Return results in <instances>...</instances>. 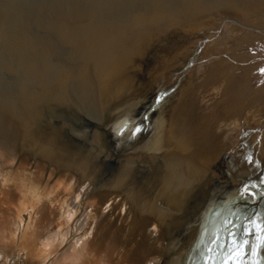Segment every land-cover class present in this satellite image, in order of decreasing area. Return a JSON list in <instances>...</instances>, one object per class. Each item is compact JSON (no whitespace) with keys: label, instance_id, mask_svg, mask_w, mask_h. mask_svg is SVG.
I'll list each match as a JSON object with an SVG mask.
<instances>
[{"label":"bare ground","instance_id":"1","mask_svg":"<svg viewBox=\"0 0 264 264\" xmlns=\"http://www.w3.org/2000/svg\"><path fill=\"white\" fill-rule=\"evenodd\" d=\"M174 1L35 2L34 12L43 7L54 35H37L36 48L11 28L12 40L0 46L3 264H43L46 250L54 251L48 264H211L215 231L204 242L210 225L228 200L242 198L247 183L218 180L226 166L218 152L202 162L199 148L182 151L179 142L148 149L143 140L168 70L182 53L176 41L184 44L194 33L174 15ZM216 1L230 11L219 6L227 18L217 12L220 22L209 32L206 16L190 18H203L206 40L195 32V49L204 70L228 54H215L219 25L227 37L234 34L228 13L264 10L254 0ZM174 27L185 30L168 36ZM173 42L180 46L174 55ZM82 112L91 121L78 119ZM259 152L263 157L264 148ZM175 163L181 166L174 170ZM255 203L260 207L250 219L259 222L264 198Z\"/></svg>","mask_w":264,"mask_h":264},{"label":"rangeland","instance_id":"2","mask_svg":"<svg viewBox=\"0 0 264 264\" xmlns=\"http://www.w3.org/2000/svg\"><path fill=\"white\" fill-rule=\"evenodd\" d=\"M191 1L184 0L182 3V0H176L174 6L172 5L173 11L179 9L178 14L175 11L174 15L176 14L184 21L182 24L185 25L187 22L186 30L174 27L167 35L171 37L175 32L183 30L191 32L192 28L194 33L187 41L185 39L184 44L180 38L176 41L178 45L181 43L182 53L178 55L174 66L168 70V75L165 78L167 81L160 92V98H163L160 99L161 103H156L152 120L143 134L144 146L148 149H161L166 143L173 147L181 142L184 146L182 151H189L191 148L195 151L196 148H199L202 162L218 152L220 156L226 157L223 178L220 176L221 178L218 180L224 182L233 180L234 183H247V185L257 184L259 188H262L264 185H261L260 181L264 179V156H261L259 150L264 148V71H262L264 70V10L239 13L240 17H238L236 14L237 11H240L235 7L233 14L228 13L227 16L232 17L230 21L235 26L234 34L227 37L222 32L223 28H220V24L217 38L219 42L215 52L217 55L227 52L228 54L224 56L225 59L222 57L221 61H215L204 70L198 66L201 62L200 52L195 49L197 37L195 32L201 34L200 36L206 40L204 35L206 31L203 32L204 27H202L203 18L196 17L195 23H192L190 18L195 15L206 16L207 25L205 27L209 28L207 30L209 32L211 27L217 26L220 22L221 15L226 16L221 14L223 12L220 11L221 9L218 10V7L222 5L224 10L226 8L227 11H230V9L225 7L224 3H218L216 0H200V3L198 0H193L192 3ZM254 1L256 5L264 7V0ZM35 2H43V5H47L49 0H0V46L8 44L12 40L14 36L12 27L18 31L19 41L23 43L31 40L34 48L39 46L36 44V42L40 43L39 35L54 39L51 21L43 7H39L34 12ZM21 4L22 6H20ZM177 4L178 6L181 4V7L179 8ZM175 6L177 8H174ZM50 10L54 11L53 6H50ZM235 18L243 21L241 25L234 20ZM188 27L189 29H187ZM189 41L190 43L185 45ZM176 43H170L169 46L173 55L180 50V46H177ZM202 69L203 72H201ZM238 105H241L240 108ZM120 111L122 108L118 110V112ZM86 116V113L82 112L77 118L91 121L92 117L90 119V116H88L89 118ZM105 126L90 124L91 128L97 127L98 129H103ZM92 157L94 156L92 155ZM188 157L189 155L182 158L178 156L177 162L186 161ZM248 157H251L255 164H249L246 159ZM95 163L98 164L101 161L96 158ZM178 166L181 165L175 163L173 169L175 170ZM175 187L177 186H173L172 189ZM259 207V203H253L247 199L228 200L222 206L217 218L211 223L210 231L204 242L208 243L211 234H214L215 231L213 241L218 237L220 242L225 244L227 229L231 227L235 231L237 226L248 224L251 211L259 209ZM228 221L232 222L231 225L227 223ZM240 231H243L242 227ZM213 241L211 246L214 251L210 253L212 255L211 264L213 261L214 264H219L218 256H220L221 250L213 245Z\"/></svg>","mask_w":264,"mask_h":264},{"label":"snow or ice","instance_id":"3","mask_svg":"<svg viewBox=\"0 0 264 264\" xmlns=\"http://www.w3.org/2000/svg\"><path fill=\"white\" fill-rule=\"evenodd\" d=\"M162 98L163 97L160 99ZM160 99L156 102L159 103ZM247 160L249 164L253 163L251 157H248ZM2 183L3 179L0 177V186H2ZM260 184L264 185V179L260 181ZM254 189L257 191H253ZM258 189L259 186L257 184L245 185L242 187L240 195L242 198L246 196L250 197L252 202L255 203L258 195L260 198H264V191H258ZM227 223L231 225L232 222L228 221ZM241 227L243 228L242 232L240 231ZM257 232H264V217H260L259 222H257V219L255 218L250 219L248 224L237 226L235 231L229 227L228 241L226 244L221 243L217 237L213 241V245L225 252L226 258L224 259L223 264H229V261H231V264H261V259H264V245L257 243L256 240L264 238L258 236ZM250 236L256 237V240H249L248 237ZM85 238H87V236ZM77 247H79V244ZM207 250L208 252H212L214 251V248L210 245ZM43 255L50 259L54 255V251L49 252L46 250ZM48 259H45L43 264H48ZM0 264H3L2 257H0ZM205 264H208L207 259L205 260Z\"/></svg>","mask_w":264,"mask_h":264},{"label":"trees","instance_id":"4","mask_svg":"<svg viewBox=\"0 0 264 264\" xmlns=\"http://www.w3.org/2000/svg\"><path fill=\"white\" fill-rule=\"evenodd\" d=\"M228 235H229V229H227V234H226V241H225V244H226L227 241H228ZM220 253H221L220 256H218V263H219V264H222L223 261H224V259H225L226 257H225V252L221 251Z\"/></svg>","mask_w":264,"mask_h":264}]
</instances>
